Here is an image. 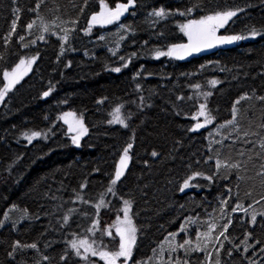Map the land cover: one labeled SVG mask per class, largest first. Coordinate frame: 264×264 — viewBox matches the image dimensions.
<instances>
[{"label":"trees","instance_id":"1","mask_svg":"<svg viewBox=\"0 0 264 264\" xmlns=\"http://www.w3.org/2000/svg\"><path fill=\"white\" fill-rule=\"evenodd\" d=\"M101 2L0 0V90L7 71L36 58L0 106V264H105L98 253L118 250L125 201L137 229L127 264H264V34L186 60L156 55L186 42L183 25L217 12H237L218 36L264 30V0H135L86 34ZM161 8L167 16L151 15ZM202 105L212 122L191 131ZM68 111L85 123L80 147L59 121ZM32 133L45 137L28 142ZM82 241L97 255L83 259Z\"/></svg>","mask_w":264,"mask_h":264},{"label":"snow or ice","instance_id":"2","mask_svg":"<svg viewBox=\"0 0 264 264\" xmlns=\"http://www.w3.org/2000/svg\"><path fill=\"white\" fill-rule=\"evenodd\" d=\"M135 0H127V3H118L115 7V9H109L108 5L103 3V0L101 2V11L98 14H94L91 17V21H90V26L87 29V32L91 31V27L95 24H100V25H104V24H109L112 23L113 21L119 20L120 16L124 14V12H126L128 10L129 7L134 6ZM39 7V5H37V8ZM189 12H191V9L188 10ZM181 15H185V13H180ZM237 14L236 11H225V12H217L214 15H208L205 16L202 19L199 20H191L188 24H185L182 26L181 30L184 31L185 35L188 36L189 39V44H180V45H174L172 48H170L167 52H157V58H159V56H163V55H168V56H173L176 55L177 58H183V55H178V50H183L184 53L186 54H190L193 51H200L202 48H210L214 46L215 42H220V43H231L234 41H239L242 39H248V38H256L258 35L264 34V30H258L256 28H252L250 31V36H242V35H233V36H222V37H216V32L219 28L223 27L227 21L229 19H231L233 16H235ZM151 15H154L156 17H160V18H164L165 16L168 15V13L163 9H159L158 11H154ZM27 27L29 29H31L33 27V25L30 23L27 25ZM12 28L13 31H15L16 28V22L14 21L12 24ZM213 37H215V41L212 39ZM42 38V37H41ZM21 39H23L21 37ZM62 39H64L65 41L67 40V37H62ZM121 59H123L121 57ZM34 62V58L33 60H29L28 63V67H31V64ZM20 64L23 65L25 64V61L21 60ZM19 67V66H18ZM124 67H127V64L124 65ZM115 72H119L121 69L119 67L112 69ZM5 78H8L9 73H5ZM19 77H17L16 80H13L9 83V85H7L4 89V92L10 90V88L14 85V83L18 82ZM213 85H215L217 82L216 81H212L211 82ZM4 92H0V99L3 98ZM49 92H45L44 96H48ZM102 102V101H101ZM237 103H239V101H237ZM236 109H233V114L235 117V113H236ZM120 112V109L117 108L116 109V113L118 114ZM69 115H71L69 113ZM199 116H203L204 122L203 123H197L195 125V127H193L192 129H190L191 131H197L200 128L205 127L207 124L212 122V117L210 116V114H208L205 110V106H201V110L198 113V117ZM198 117H193V119H198ZM67 122V121H65ZM114 122H118L121 124H124V121L119 119V116L116 115ZM229 124L234 123V120L229 121ZM125 127L127 126L126 124L124 125ZM87 133V129L83 128V126L81 125V135L82 134H86ZM39 133H33L32 137L34 136H38ZM32 137H27L29 142H31ZM73 142L77 144V146H79V135L76 137H73ZM261 148L264 149V142H261ZM132 147L131 144L128 145L127 148L124 149V154L123 156H121L120 161H119V166L116 168L115 171V178L112 179L111 183L113 185H115L121 178V176L124 174V169L127 167V163L128 160L130 159L129 157V149ZM153 156H156L157 153L153 152L152 153ZM221 167H228V168H239V164H226L222 161H217L216 162V168L220 169ZM202 173H195L193 176L189 177L188 179H186L184 181V184L182 186V188L180 189L181 191H184V189H187L190 187V180H194L196 179L197 176H202ZM260 175L264 176V172H261ZM204 179H212V177L210 176H204ZM109 192L112 191V188L108 189ZM125 208H124V219L121 221L118 218V223L115 225L116 228V235L119 236L120 238V242H119V249L118 251H113V252H107V251H101L98 253V255L100 256L101 259H104L106 261V264H116V262L120 259L123 258V260L126 262L131 258L132 255V248L135 245L136 242V232L137 229L136 227L133 225L132 223V219L129 216V211H130V204L129 201H125ZM225 203H227L225 201ZM257 203H259V201H257ZM103 204V200H101V204L100 205H96L97 208H99L101 205ZM237 208H241L242 205H237ZM236 209H233V211H235ZM245 212H247V209H244ZM261 215H264V213H261ZM256 215L253 214L251 216V222L253 224H255L256 222ZM65 221L67 222V218H65ZM216 227V225H212L210 228V231L208 233H204L202 235L210 237L211 236V231L214 230ZM227 227L228 225H225L223 227V230L218 234V236L216 237V240L219 241V237L220 236H224L225 239H227L228 237L225 236V233L227 232ZM181 231H184V228H181ZM177 235V234H173V237ZM250 235V234H249ZM197 239L199 240L200 237H197ZM85 242L82 241L81 244L83 245ZM192 241L190 240H184L183 243H180L178 245V247L180 249H184L185 245H189L191 244ZM254 246V245H252ZM17 247H19V244H17ZM27 247H31V248H36L35 244L32 245H28ZM72 247L75 249L77 248L76 243L72 244ZM206 247V245H205ZM223 247V245L221 244V248ZM197 248L199 249V244L197 245ZM245 251L248 250V247H245L244 249ZM87 251V249H86ZM173 251H175V249H173ZM260 251H264V248L260 249ZM79 251H77V255H79ZM230 254V253H229ZM92 255H97V252L93 251ZM86 258V257H85ZM176 264H179V261L176 262ZM216 264H219V260L216 261Z\"/></svg>","mask_w":264,"mask_h":264},{"label":"rangeland","instance_id":"3","mask_svg":"<svg viewBox=\"0 0 264 264\" xmlns=\"http://www.w3.org/2000/svg\"><path fill=\"white\" fill-rule=\"evenodd\" d=\"M110 9V8H109ZM100 11H101V8H100ZM99 11V12H100ZM98 12V13H99ZM112 24V23H111ZM110 25V24H109ZM97 26H100L99 24H95L91 27V29L97 27ZM218 32V30H217ZM216 32V35L218 34ZM29 60H33V58L31 59H23V61H25V64L21 65L20 62L11 70L7 71V73H9V76L8 78H5V75H4V85L2 87V89L0 90V92H4V89L7 85H9V83L13 80H16L17 77H19L18 79V82L14 83V85L10 88V90L4 92V95H3V98L0 99V106L1 104L3 103V101L5 100V98L8 96V94L13 90V88L23 79L25 78L32 70L34 64H35V61H36V58H34V62L31 64V67L29 68L28 67V61ZM19 66V67H18ZM206 110V109H205ZM69 113L71 115H69ZM198 117V116H197ZM204 117L203 116H199L198 117V122L199 123H203L204 122ZM59 121L62 122L66 127H67V130H68V133L70 135V139H71V142L72 144L75 146V147H80L81 143H82V140L83 138L86 136V134H82L81 135V125L83 126V128H86L85 126V123L83 121V118L74 113V112H71V111H68V112H64L62 113L60 116H59ZM67 121V122H65ZM33 134V133H32ZM32 134H30L29 137H32ZM79 135V146H77L76 143L73 142V137H76ZM45 137V134L43 133H39L38 136H34L32 137L31 141L35 140V139H43ZM28 139V138H26ZM29 142V140H27ZM123 156V155H122ZM130 157V155H129ZM129 162H130V159L128 160V163H127V167L124 169V174L121 176V178L125 175L126 173V170L128 168V165H129ZM119 166V163L117 165V167ZM114 178H115V175H114ZM113 178V179H114ZM120 178V179H121ZM118 183V182H117ZM116 183V184H117ZM115 185H113L111 183V186L110 188H112V191L110 192L111 194L113 193L114 189H115ZM130 204V203H129ZM124 208H125V203L123 204L122 206V212H121V217L119 218V220H123L124 219ZM129 216L130 218L132 219V216H131V204H130V211H129ZM118 223V221H117ZM116 223V224H117ZM132 223H133V220H132ZM115 231H116V228H115ZM119 241H120V238H119ZM85 243L82 245L81 242L78 244V249H81L82 250V258L85 259V257L87 256H93L92 255V252L95 251L98 253V250H96L95 248H93L87 241H84ZM87 249V251H86ZM119 249V248H118ZM133 249V248H132ZM118 251V250H117ZM105 264H106V261L104 259H102ZM129 261V260H128ZM128 261L126 262V264L128 263ZM116 264H125V261L123 260V258H120Z\"/></svg>","mask_w":264,"mask_h":264},{"label":"water","instance_id":"4","mask_svg":"<svg viewBox=\"0 0 264 264\" xmlns=\"http://www.w3.org/2000/svg\"><path fill=\"white\" fill-rule=\"evenodd\" d=\"M111 9H115V7L114 8H111ZM129 9V8H128ZM128 11V10H127ZM127 11L126 12H124V14L123 15H121L120 16V18L119 19H121L123 16H125V14L127 13ZM117 21V20H116ZM113 22H115V21H113ZM112 22V23H113ZM109 24H111V23H109ZM109 24H104V25H100V26H107V25H109ZM216 35V34H215ZM187 36V35H186ZM216 37H222V36H218V35H216ZM214 41H215V37H213L212 38ZM232 43V42H231ZM231 43H220V42H215L214 43V46L213 47H210V48H202L200 51H193V52H191L190 54H186V53H184L183 52V50H178V55H183V58L181 59V58H177V56L176 55H173V56H170V58H173V59H178V60H186V59H188L192 54H203V53H207V52H209V51H212L213 49H215V48H219V47H225V46H227V45H229V44H231ZM182 44H189V39H188V36H187V39H186V42H184V43H182Z\"/></svg>","mask_w":264,"mask_h":264}]
</instances>
